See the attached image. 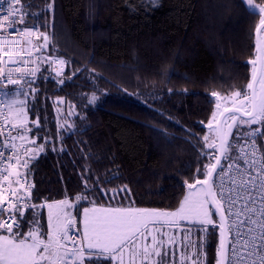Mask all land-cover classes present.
Segmentation results:
<instances>
[{
	"label": "trees",
	"instance_id": "trees-1",
	"mask_svg": "<svg viewBox=\"0 0 264 264\" xmlns=\"http://www.w3.org/2000/svg\"><path fill=\"white\" fill-rule=\"evenodd\" d=\"M23 4L31 13L26 25L46 26L49 34V47L40 52L48 58L35 50L40 95L19 127L31 129L24 132L32 147L28 168L19 173L39 197L32 211L41 233L42 206L64 199L74 216L89 200L175 210L188 184L203 178L197 171L209 151L203 136L218 96L250 83L258 11L242 0H55L54 13L44 0ZM41 43L36 37L34 48ZM55 59L65 61L59 77L49 67ZM10 89L8 105L18 92ZM93 182L100 190L84 196ZM202 245L203 264H217L218 231L210 242L204 233ZM89 259L108 264L106 257Z\"/></svg>",
	"mask_w": 264,
	"mask_h": 264
},
{
	"label": "snow or ice",
	"instance_id": "snow-or-ice-1",
	"mask_svg": "<svg viewBox=\"0 0 264 264\" xmlns=\"http://www.w3.org/2000/svg\"><path fill=\"white\" fill-rule=\"evenodd\" d=\"M49 4L52 12L55 11V0H44ZM248 8L255 9L260 14L259 26L256 29L258 37H264V0H242ZM5 0H0V5ZM7 10L0 9V29L8 31L0 33V56H7V63L15 64L12 57L19 56L25 51L23 47L19 51L5 47L6 43L13 45L19 41H9L12 35L32 37L36 35L42 39V43L35 45L36 52L46 51L49 47V34L46 26L44 31L37 27H28L25 17L31 13L24 10L23 0H7ZM54 20V16H53ZM18 25H24L23 28ZM27 43L31 44V40ZM257 57L249 61L253 65L252 82L247 84L246 90L235 91L232 96L225 98L222 107L219 96L216 102L217 111L211 114L207 122L208 135L203 136L204 147L209 151L203 152L204 161L197 171L202 179H196L195 184L189 183V197L185 198L188 207H181L178 212H163L147 208L131 207H97L93 200L88 204H81L76 209V216H71L66 209L69 207L67 199L58 204L47 203L48 209L47 228L42 234V225L39 218L32 211L39 206V197L29 192V196H23L12 189L13 183L21 180H11L19 172H10L13 168V156H7L8 166L3 169L4 175L0 179L7 181V187L11 190V197H5L0 192V264H103L99 259L86 260L88 257H106L108 264H124V253L130 255H143L149 258L152 255L160 257L158 264H168L158 250V230L166 224L177 223L179 220H187L191 225H198L200 231L205 233V241L219 231V260L217 264H232V257L240 251L237 243L243 237L241 248H245L242 256L250 260L251 264H264V143L258 145L261 155L259 162L253 154L257 151V141L264 140V39H257ZM31 57V49H28ZM28 64L29 60L20 61ZM53 63L64 64L63 59ZM51 67V65H49ZM258 69V70H257ZM37 69H29L25 72L22 68L10 69L6 76V83L0 79V86L20 85L24 81V87L28 91L17 92V98L13 99L8 107V113L0 112L5 120L15 117V120L23 123L24 109L29 103L37 102L35 97L40 95L31 79L37 76ZM47 72L48 69H43ZM13 72L22 73L14 78ZM0 69V77L4 76ZM57 77L61 75L59 71ZM25 76L29 79H25ZM63 84V80L57 81ZM32 100L29 101V94ZM24 99H20V96ZM213 95H218L213 93ZM95 96L92 97L94 101ZM87 101V98H85ZM34 115L37 113L33 112ZM222 118V119H221ZM37 128H41L39 118L35 120ZM256 126V127H253ZM13 128H17L15 122ZM25 131L30 128H17L19 139L26 138ZM3 133V128H0ZM11 135V133H9ZM35 135V133H34ZM17 137L12 136L15 140ZM233 141L235 143H233ZM252 145L249 150L246 146ZM15 148V144L12 145ZM55 150V149H53ZM31 151V149H25ZM37 151L43 152L44 146H37ZM0 152V158L4 157ZM36 152H33L35 157ZM17 162L19 163L18 157ZM28 168V161L23 162ZM31 171V169H29ZM89 180L90 177H83ZM229 187L225 189V184ZM196 185L200 186L199 193H194ZM27 187V185H25ZM2 187V186H0ZM100 189L93 182V188H85L84 196H91ZM127 189H125L126 191ZM195 196V199L192 197ZM82 197H76L80 200ZM31 200L36 201L35 203ZM92 205V206H89ZM83 208V232L75 234L73 226L78 224L80 208ZM211 209V211H210ZM26 210L27 215H26ZM218 216V221L213 219ZM172 218L171 220L169 218ZM233 228L235 232L233 233ZM191 232L189 227L185 233ZM231 234V239L228 236ZM151 235L153 250L150 252L145 246L142 253L136 250V241H141ZM170 239H173L170 237ZM70 242V245H69ZM160 244L165 243L161 238ZM199 248V246H198ZM240 259V257H237ZM200 253L197 251L193 264H199ZM243 264V262H242Z\"/></svg>",
	"mask_w": 264,
	"mask_h": 264
},
{
	"label": "built area",
	"instance_id": "built-area-1",
	"mask_svg": "<svg viewBox=\"0 0 264 264\" xmlns=\"http://www.w3.org/2000/svg\"><path fill=\"white\" fill-rule=\"evenodd\" d=\"M8 4H7V0H5V3L0 5V9H3L5 12L7 10ZM3 14V13H0ZM18 27L23 28L24 25H18ZM31 28V27H30ZM8 30L6 28L4 29H0V33H5ZM24 36H20V35H12L9 37V41H16L18 40H23ZM36 38V35H33L32 37H29L28 39L31 40V44L29 46V49H31V57H29L28 54H24V55H19V56H14L12 57L13 60H16L17 63L15 64H10L7 63L8 61V57H3L0 56V67L2 66L3 72H4V76L0 77V79H3L6 83V76L7 73L10 69H14V68H22L25 70V72H27L29 69H35V49L33 46V40ZM5 47H8L10 49H16L18 48L19 44H15L13 45L12 43H6L4 45ZM21 48V47H20ZM28 52V51H27ZM23 56H26V59L23 58ZM24 60H29L30 62L28 64H24L21 63L20 61H24ZM53 61H57V59L55 60H51L50 61V70L52 73H54V75H56L57 71H59L61 74L64 72L65 66L64 64H57V63H53ZM20 75H22V73H15L13 72V77H19ZM25 79H29V77L25 76ZM31 79H33L35 81V77H32ZM24 84V81H21L20 85ZM17 85H8L7 87H3L0 86V112L3 113H8V109L6 106V97H5V92L7 91L8 88L10 87H14ZM0 128H3V133H0V152H4V157L0 158V175H4L5 173L3 172L4 168H7L8 166V160H7V156L11 155L13 156V168L9 169L10 172H19L20 169H22L23 166V162L27 159L28 157V151L26 152L25 149H27L26 145L21 144L18 146H15V148L12 147L13 145V139L12 136L15 135V128L12 127V122L11 119L9 120H5L3 115H0ZM262 131H264V129H262ZM9 133H11V135H9ZM233 143H235L233 141ZM260 143H264V140L261 141H257V151L255 153H253L256 157H257V161L259 162V160L261 159V155L260 152L258 150V145ZM249 150L252 148V145H248L246 146ZM17 157L19 160V163L17 162ZM11 180L15 181L17 179H20L21 182L17 183L18 184V188L14 189L17 192H19L21 195L23 196H29V192L31 191V184L28 180L21 178V177H17L16 175H12L10 177ZM7 181H4L3 179H0V192L3 193V195L7 198V197H11V190L8 189L7 187ZM27 185V187L25 186ZM229 187V185L226 183L225 184V189L227 190V188ZM13 189V188H12ZM12 199H15V197H11ZM32 202V201H31ZM75 229V234L80 235V233L77 230V226H73ZM235 232V228H233V233ZM228 239H231V234L228 236ZM243 243V237H241V241L237 243V248L240 249V251L236 254V256L232 257V264H251L250 260H245L242 256L243 252L245 251V248H241L240 245ZM70 245V242H69ZM237 257H240V259H238Z\"/></svg>",
	"mask_w": 264,
	"mask_h": 264
},
{
	"label": "rangeland",
	"instance_id": "rangeland-1",
	"mask_svg": "<svg viewBox=\"0 0 264 264\" xmlns=\"http://www.w3.org/2000/svg\"><path fill=\"white\" fill-rule=\"evenodd\" d=\"M255 11H257V10H255ZM28 38L29 37H23L22 38L23 40L17 39L16 41H19L20 43H18L19 46L15 50L19 51L20 47H22V46L23 47L27 46V48H29L30 44L27 43V41L29 40ZM26 49L24 52L21 53V55L28 54V52H27L28 50H26ZM37 55H38V58L40 56V59H42V57H47V56H43L41 53L37 54ZM23 58L26 59V56H23ZM37 74H38V71H37ZM51 74L54 75V73H52V72H51ZM11 88L15 89L14 91H20V92L27 89V87H24V84L17 85V86L11 87ZM10 90H8L7 93H9ZM226 97H230V96L221 97L219 99L220 102L222 103V105H224ZM26 118L27 117L23 118V123L24 122L26 123ZM12 121L16 123L17 128H19L20 125L23 124V123H21V121L15 120L14 116H13ZM17 128H15L16 132H17ZM208 134L209 133L207 132L206 135H208ZM24 135L27 136L26 134H24ZM16 137L19 139L18 134L16 135ZM25 140H26V138L23 140L20 139V141L22 142L21 144L27 145L26 147L28 149L29 148L32 149V147H30L25 142ZM199 191H200L199 186L195 187L193 189L194 193L198 194ZM189 195H190L189 189L187 188L179 206L173 211H163V212H168V213L178 212L181 207H185V208L188 207V205L185 204V198L189 197ZM192 198L195 199V196H193ZM53 203L57 204L58 202H53ZM150 210H156V209H150ZM66 211H67V209H66ZM156 211H162V210H156ZM210 211H211V209H210ZM67 212L71 216H74L75 211H67ZM79 218L82 219V224H81V233H82L83 232L82 231V229H83V209H82V212H81ZM169 219L171 220L172 218L170 217ZM213 219H214V216H213ZM214 220H216V219H214ZM189 227L191 228V232H189L187 234V238H185V233ZM153 231H158V235H157V243L159 246L158 250L161 252V255L168 262V264H193L197 251H199V253H200L199 264H203L204 251H203L202 242L204 240V233L202 231H200L198 225H191V224H189V222L187 220H179L177 218V223L166 224L163 228H159L158 230L154 229ZM197 232H200L201 234L197 235ZM170 237H172L173 239H170ZM161 238L165 241V243H163V244L159 243ZM139 241L136 244H138ZM145 241H146V243L143 245V247H136L137 252L142 253L145 246L148 247L150 252L153 250V246L151 244V235H149L147 237V240H145ZM140 242H143V241H140ZM198 246H199V248H198ZM131 258H132V261L136 262L137 264H158V262L160 260V257H158V256L152 255L149 258H145L142 254L136 255V256L131 255ZM141 258H142V261H141ZM138 261L140 263H138Z\"/></svg>",
	"mask_w": 264,
	"mask_h": 264
},
{
	"label": "crops",
	"instance_id": "crops-1",
	"mask_svg": "<svg viewBox=\"0 0 264 264\" xmlns=\"http://www.w3.org/2000/svg\"><path fill=\"white\" fill-rule=\"evenodd\" d=\"M29 48H27L26 50H28ZM3 57H6V56H3ZM0 69H2V66L0 67ZM3 70V69H2ZM11 88V87H10ZM10 88H8L7 89V91L10 89ZM7 91L5 92V97L7 96ZM6 106H8V104H7V99H6ZM7 109H8V107H7ZM11 119V122L13 123V121H12V119H13V117H11L10 118ZM14 136H16V134L14 135ZM13 144H15V146H18V145H21V142H20V140L18 139V138H16L14 141H13ZM12 187L15 189V188H17V185L16 184H12ZM69 201V200H68ZM59 203V202H58ZM57 203V204H58ZM42 207H44L43 209H44V211H45V220H46V228H47V223H48V221H47V216H48V209H47V207H46V205L45 206H42ZM97 207H105V206H97ZM67 211H74V208H73V204L69 201V207L67 208ZM81 212H82V210H81ZM81 212H80V214H81ZM81 224H82V219H80L79 217H78V224H77V226H78V228H79V230H80V233H81ZM82 231H83V229H82ZM82 234V233H81ZM140 239H138L137 241H136V243L139 241ZM145 240H147V238H145V239H143L142 241L143 242H140L139 241V243L138 244H136L137 246L136 247H143V245L146 243V241ZM87 258H89L88 256H87V254H85V259L87 260ZM141 261H142V258H141ZM138 263H140L139 261H138ZM113 264H115V262H113ZM124 264H137L136 262H134V261H132V258H131V255H130V252L129 251H125V253H124Z\"/></svg>",
	"mask_w": 264,
	"mask_h": 264
},
{
	"label": "water",
	"instance_id": "water-1",
	"mask_svg": "<svg viewBox=\"0 0 264 264\" xmlns=\"http://www.w3.org/2000/svg\"><path fill=\"white\" fill-rule=\"evenodd\" d=\"M259 26V24L257 25V27ZM257 27H256V29H257ZM256 29H255V33H254V39H255V57L254 58H256L257 57V52H256V43H257V39L259 38V39H264V37H258V34H257V32H256ZM258 70V69H257ZM252 72H253V65H252ZM250 82H252V75H251V79H250ZM219 102H220V100H219ZM221 103V102H220ZM221 105H222V103H221ZM222 107H223V105H222ZM222 119V118H221ZM195 184V183H194ZM199 185H196V187H198ZM200 187V186H199ZM215 218H216V221H218V219H219V217L218 216H215ZM218 231V230H217ZM218 260H219V231H218ZM217 260V261H218Z\"/></svg>",
	"mask_w": 264,
	"mask_h": 264
}]
</instances>
